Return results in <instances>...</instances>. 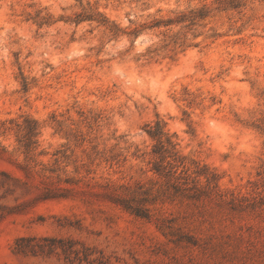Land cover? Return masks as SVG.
Listing matches in <instances>:
<instances>
[{
  "label": "rangeland",
  "instance_id": "rangeland-1",
  "mask_svg": "<svg viewBox=\"0 0 264 264\" xmlns=\"http://www.w3.org/2000/svg\"><path fill=\"white\" fill-rule=\"evenodd\" d=\"M236 2L0 0V264H264V0ZM157 118L191 177L216 173L208 196L148 201L161 228L110 195L167 181Z\"/></svg>",
  "mask_w": 264,
  "mask_h": 264
},
{
  "label": "trees",
  "instance_id": "trees-1",
  "mask_svg": "<svg viewBox=\"0 0 264 264\" xmlns=\"http://www.w3.org/2000/svg\"><path fill=\"white\" fill-rule=\"evenodd\" d=\"M228 6H237L236 0H224ZM211 8L206 5H202L197 8L188 10L187 12L180 13L176 18L168 19H154L149 24V27H160L184 24L186 28H192L197 21L206 17L211 12ZM83 20H94L99 24L106 25L113 33H131L136 35L138 30L135 28L130 32H126L124 29L112 24L98 11H81L76 14V22ZM174 44H177L176 40H173ZM184 42H178V46H183ZM183 50V49H182ZM26 84L24 83V88ZM146 133L153 139V145L151 148L152 167L153 171L160 176L167 179L164 184L153 188L152 186L137 185L131 189H127L125 194L120 195L118 193L110 192L111 197L116 203L121 205L124 209L134 213L136 216L154 220L155 224L161 228L164 227V220L161 217L151 218L150 210L146 203L151 201L155 197H170L175 194L185 195L191 198H200L202 195H209V191L199 185V178L204 175L207 183L216 180V173L195 171L193 177L190 176L189 168L184 162L183 156L178 150V142L175 134L170 133L166 128V124L162 119L157 118L153 122H148ZM38 133V124L33 122L32 125H28L25 128L23 134V147L26 153L31 150L33 136ZM56 189V188H54Z\"/></svg>",
  "mask_w": 264,
  "mask_h": 264
}]
</instances>
